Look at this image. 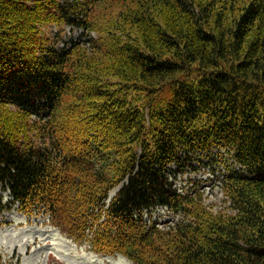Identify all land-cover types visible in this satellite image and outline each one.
Here are the masks:
<instances>
[{
  "label": "trees",
  "instance_id": "obj_1",
  "mask_svg": "<svg viewBox=\"0 0 264 264\" xmlns=\"http://www.w3.org/2000/svg\"><path fill=\"white\" fill-rule=\"evenodd\" d=\"M130 2L0 0V212L131 264H264V0ZM212 151L229 214L174 183Z\"/></svg>",
  "mask_w": 264,
  "mask_h": 264
},
{
  "label": "rangeland",
  "instance_id": "obj_2",
  "mask_svg": "<svg viewBox=\"0 0 264 264\" xmlns=\"http://www.w3.org/2000/svg\"><path fill=\"white\" fill-rule=\"evenodd\" d=\"M108 1L113 3L111 7L122 10L134 6L131 0ZM112 11L117 12L115 9ZM39 30L45 34L51 31V36L59 31L57 48L69 39L79 38L77 31H69L68 28L60 25H44ZM88 33L92 38H96L94 31L91 30ZM122 39L124 40V37ZM89 52L90 50H87V56L91 55ZM107 64L112 67L111 62L103 63V65ZM113 70L106 68L104 75L111 76ZM222 163L223 157L216 151L197 154L190 162H185L181 170L175 174V186L180 191H188L192 184L196 183L195 189L203 193V204L206 207L216 213L224 211L229 214L231 209L225 201L217 179L224 171ZM115 191L117 190L113 189L109 196L114 195ZM6 196L7 194L4 193L2 203L8 198ZM16 208L17 206L10 211L0 212V259L2 264H131L120 254L119 256L93 254L89 251L87 244L71 241L58 232L59 230L49 223L47 215L34 211L33 215L27 216L17 211ZM143 216L145 220H156L159 224L168 221L174 223L180 220L179 216L171 218L164 208H156L146 212Z\"/></svg>",
  "mask_w": 264,
  "mask_h": 264
},
{
  "label": "bare ground",
  "instance_id": "obj_3",
  "mask_svg": "<svg viewBox=\"0 0 264 264\" xmlns=\"http://www.w3.org/2000/svg\"><path fill=\"white\" fill-rule=\"evenodd\" d=\"M2 238V237H1ZM108 260V259H107Z\"/></svg>",
  "mask_w": 264,
  "mask_h": 264
}]
</instances>
